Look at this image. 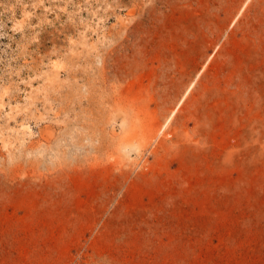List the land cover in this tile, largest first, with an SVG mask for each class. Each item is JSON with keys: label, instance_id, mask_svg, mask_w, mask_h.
Instances as JSON below:
<instances>
[{"label": "rangeland", "instance_id": "1", "mask_svg": "<svg viewBox=\"0 0 264 264\" xmlns=\"http://www.w3.org/2000/svg\"><path fill=\"white\" fill-rule=\"evenodd\" d=\"M0 264H264V0H0Z\"/></svg>", "mask_w": 264, "mask_h": 264}]
</instances>
